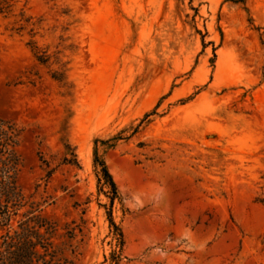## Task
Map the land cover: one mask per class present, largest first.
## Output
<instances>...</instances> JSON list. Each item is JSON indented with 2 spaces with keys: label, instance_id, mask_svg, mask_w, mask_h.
Wrapping results in <instances>:
<instances>
[{
  "label": "rangeland",
  "instance_id": "374dc122",
  "mask_svg": "<svg viewBox=\"0 0 264 264\" xmlns=\"http://www.w3.org/2000/svg\"><path fill=\"white\" fill-rule=\"evenodd\" d=\"M6 2L0 119L55 264H264V0Z\"/></svg>",
  "mask_w": 264,
  "mask_h": 264
},
{
  "label": "trees",
  "instance_id": "16d2710c",
  "mask_svg": "<svg viewBox=\"0 0 264 264\" xmlns=\"http://www.w3.org/2000/svg\"><path fill=\"white\" fill-rule=\"evenodd\" d=\"M8 7L6 0H0L1 11ZM20 137L21 130L16 125L0 119V264H55L51 242L54 227L42 217L41 204L27 198L19 184ZM95 164L102 167L101 180L109 187L114 201L117 184L97 152ZM111 223L117 227L113 220ZM119 237L122 245L124 235L120 229Z\"/></svg>",
  "mask_w": 264,
  "mask_h": 264
}]
</instances>
